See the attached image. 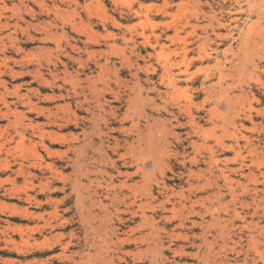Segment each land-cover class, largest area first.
<instances>
[{
	"label": "rangeland",
	"instance_id": "1",
	"mask_svg": "<svg viewBox=\"0 0 264 264\" xmlns=\"http://www.w3.org/2000/svg\"><path fill=\"white\" fill-rule=\"evenodd\" d=\"M248 1L250 0H242L241 7L245 9ZM5 2L7 7L11 8L15 5L19 9L24 19V23L19 22V25L23 29L29 23L35 25L38 22H49L54 19L44 14H38L39 9L31 0H5ZM74 2L77 3V6L72 4ZM45 3L47 6L55 3L60 8L56 18V24L59 27L69 20L72 21V19L76 23L90 21L93 31L97 35V46L91 47V50L95 52L93 56L82 54L83 72L87 76H90L91 73L95 75L98 70L94 66V62L97 60L103 62L107 58L114 67L105 74V79L109 80L114 89H116L115 83H119L121 95L130 94L129 89H133V84L137 81L130 73L134 70L129 67L135 63L140 65L142 69L144 68L138 73V80L143 90L149 91L150 98H156V94L150 92L152 83L158 90H164L156 82L162 72V67L174 61L172 50L177 45L172 43L171 40L174 35L172 21L179 23V35L188 42L196 40L197 36H200V38L208 37V41L204 45L205 52L211 53V50L216 49L217 54L215 55V52H212V57L206 62L194 64L191 67L190 73L195 74L198 79L193 88L198 89L200 81L203 80L205 73H208L212 74V76L205 80V87L209 91L219 92V88L216 85L219 82L217 72L222 69L223 77L220 84L224 92L223 95L233 102L239 101L240 105L238 103L234 104L236 110L232 109L230 111L226 103L221 102L217 110L212 114L213 122H209L207 112L213 104L204 103V109L199 114L202 118L200 125L203 130L198 138H192V140H197L201 146L198 150H195L185 144V153L188 154L190 159L195 157L196 163L188 162V159H186L184 160V165L181 163V158L174 155L176 151H183L175 140H171L168 152H163L162 146H158V149H156V143L160 142L162 145V125L167 123L169 116L165 113L157 114L151 112L150 106L145 105L140 112L144 110L145 114L150 117L151 123H156L151 130L154 150L150 155L153 158H161L164 164L151 169L149 158H147L148 160L145 159L147 156L144 155L147 175L144 181H142L141 175L136 177L134 181L140 183L142 200L145 199V189H150L151 191V203L154 208L147 210V214L153 216L156 229L155 235L157 236V238L154 237L153 241L158 242V250L163 254L162 261L165 264H173L175 262L178 264H202L201 257L208 250L205 245H202L201 238L203 235H205L209 243L214 242L213 238L216 237V245H213L212 249L216 251L217 261L223 264H262L259 255L261 252L263 253L264 261V93L260 90L257 80L264 81V73L262 72L264 69V53H256V48L251 41L256 39L259 27L253 26L247 35L249 37V44L247 45L249 49L248 58L242 51H237L239 41H236L240 38V34L243 37L246 30L245 25L248 26L256 22L257 18L255 15H247L245 13L238 17H241L238 22L234 23L235 16L227 15L226 13L231 4L226 3L223 6V10H221L218 6L219 0H46ZM21 4L28 6V11H30H27L28 14ZM32 11L35 14V18H31ZM212 13H215L222 23L227 20L230 28H217L216 23L210 26L208 18H210ZM9 15L10 13L6 12L5 17ZM220 15L223 16V19H221ZM101 19H106V27L103 26ZM5 20L3 19L2 21L4 22ZM144 20L147 25H144ZM231 20L233 21L231 22ZM14 21H8L10 27L0 32V41L3 42L2 45L0 42V60L7 58L6 64L8 65L5 69L0 67V73H2V75L0 74V81L3 82V85L0 84V93L3 92L4 88L8 89L9 93L18 88L20 95L26 93L27 90H33L31 101L42 109L54 110L56 106L63 105L66 102L70 104L73 111H76L75 100L69 97H65L64 100L59 98L60 95L66 96L68 93L70 96L73 95L70 83L64 84L57 79V76L53 77L51 75L53 63L56 64L57 72L56 59L59 57V51L56 50L55 44L52 41L44 40V34L33 32L32 30H29L32 39L28 38L20 30H17L15 34L11 33L13 31L11 25ZM113 21L119 23L121 28H116L112 24ZM186 22H189V25ZM192 24L199 25V28L192 29L190 27ZM106 30L118 36L115 39L116 48L114 50L106 45L107 41L103 38ZM229 30L232 31L233 39L223 38L229 33ZM66 31L69 33V37L78 39V45L82 48L85 37L69 32L67 29ZM8 32L12 34L11 36L15 38V41L12 40V42L7 37V39L5 38ZM57 32L59 31L57 30ZM142 32L148 35L149 33L158 35L161 46L150 47L145 45L141 36ZM124 37L127 39L134 38L135 44L130 43L135 46L133 47L129 43L127 48H125ZM61 46L64 47L63 41ZM229 46L233 53L230 54L229 52L224 58L222 52ZM70 55L78 57L75 53H70ZM61 60L66 64V70L69 74L75 76V70H77L80 73L79 78L81 80L84 79L82 70L76 63L68 62L64 58H61ZM145 67L154 68L156 73L148 74L145 71ZM36 68H39L48 84H40V81H36L32 77L30 73ZM10 69L12 73H10ZM62 69L63 67L58 66V75L60 77ZM67 79L69 80L68 77ZM146 79H150L149 82ZM145 90L143 96H145ZM205 95H207L206 91L202 92L198 98L194 99V102L196 104L202 103ZM6 98L7 103L10 104V109L13 110L16 107V110L27 115L28 119L34 120L38 117L39 119H35V121L43 122L46 120L42 117L43 115H36L34 112L30 113L28 107L23 104L25 101L22 102V100L11 94ZM48 98H53V100L51 101ZM105 99L109 102L112 101L108 95ZM156 102L164 106L167 105L169 108L171 106V101L167 97H164L162 101L156 100ZM11 103H14L15 107ZM112 106L119 108V116L124 113L123 101L119 104L112 103ZM0 111V127H5L8 120L5 108L1 102ZM77 114L79 116L77 123H71L63 130L57 129L56 123L50 129L56 133H61L63 136L70 137L72 134L80 132L81 129L87 128L89 124L84 117L88 116L80 112H77ZM129 124L128 121L120 123L119 118H116L110 121L109 126L111 125L110 127L114 129H117L120 125L128 128ZM140 127L143 133L146 134L147 129L143 115L140 116ZM9 132L13 134L15 141H17L18 137L12 129H9ZM174 133L182 135L184 131L174 130ZM114 136H117V134L114 133ZM222 145L233 146L234 150L224 149ZM251 147L253 148L251 149ZM53 148L57 150V146ZM64 150V147L61 148V151ZM213 151H215V154L210 162L209 158H211ZM15 153V156L21 154L19 150H15ZM15 169V167H12L11 171ZM126 170L134 171L129 167L122 169V172ZM189 170L199 175V177L191 175ZM70 171V165H67L66 169L63 170L67 175L71 173ZM8 172L5 174L0 170V205H4L0 207V226L2 227H0V264H75L80 253H85L88 248L84 241L86 238L85 223L82 217L80 218L76 195L71 192L68 182L63 184L55 179L52 181L51 187L43 192H39L38 188H35L29 194L37 196V201L27 202L24 199V190H21L23 189V179L18 178L16 183L18 190L21 187L20 192H16V188L11 191V186L2 181L7 175L11 174L10 171ZM252 177H255L257 181L251 180ZM122 179V177L118 176L116 180L120 181ZM35 183L37 184V182ZM163 188L168 190L167 195L173 193L171 203L179 200L177 195L181 191L184 197L188 199L184 201L185 208L189 209L192 206L195 214L187 215L185 211L183 218L179 217L178 220L177 218L173 219L169 211H162L160 204L166 197ZM18 198L21 199L19 200ZM7 202L11 205H8ZM13 205L16 210L12 207ZM24 206L33 211L34 216H30V218L20 213L19 209ZM53 207H55L54 210ZM166 208L167 210L172 209L171 204L166 205ZM175 209L179 211V205L176 204ZM11 211L12 213L16 212L12 214ZM233 212L238 214V217H235ZM57 216L59 217L58 229ZM165 216L172 218L170 221H165L162 219ZM124 218L128 219L129 216H124ZM138 221L139 219L136 220V222ZM181 221L185 225L180 226ZM47 222L51 223L53 228L48 227L46 225ZM127 225L134 226L135 223L128 221ZM8 228L11 230H8ZM33 228L36 230L32 233L36 242L30 241L26 243V237ZM250 236L254 238L253 242H250ZM45 239L50 240L47 244H42V246L41 242ZM50 241L52 242L50 243ZM178 246L184 247L183 254L173 253V250L178 248ZM138 247L143 251L146 249V245L138 244ZM16 250L19 251L16 252ZM128 250H135V247L131 245ZM148 263L149 259L146 256H143L140 262H130V264Z\"/></svg>",
	"mask_w": 264,
	"mask_h": 264
},
{
	"label": "bare ground",
	"instance_id": "2",
	"mask_svg": "<svg viewBox=\"0 0 264 264\" xmlns=\"http://www.w3.org/2000/svg\"><path fill=\"white\" fill-rule=\"evenodd\" d=\"M31 1H33V3L38 7V14H44L49 18L53 17V21L38 22L35 25H31L29 23L30 25H26L23 29L19 25V22L24 23V19L19 9H17L15 5H13L11 8L7 7L5 0H0V32L10 27L8 21L15 20L11 25V28L13 29L11 33L15 34L17 30H20L24 35L32 39L29 34V30H32L33 32H40L44 34V40L52 41L55 44L56 50L59 51V57L56 59L57 72L56 64L53 63L51 75L53 77L57 76V79H59L64 84L68 82L70 83L73 95L70 96L68 93L66 96L60 95L59 98L64 100L65 97H69L75 100L76 111H73L70 104L66 102L63 105L56 106L54 110H45L32 103L31 94L34 92L33 90H27L26 93L20 95L18 88L9 93L8 89L3 87L4 90L0 93V102L5 108V114L7 116L8 123L5 127H0V170L5 174L10 171L11 174L7 175L2 181L4 183H8L9 186H11L10 190L12 191L15 190L14 188L17 186V179H23V189L20 187L19 190H24V199H26L27 202L37 201V196L29 194V192L34 191L35 188H38L39 192H43L51 187L52 181L55 179H57V182H62L63 184H67L68 182L71 192L75 193L76 195V203L80 209V218L82 217V220L85 223L86 238L84 241L88 248L85 253H80L78 261H76L75 264H130L132 261L140 262L143 259V256H146L149 259L148 264H165V262L162 261L163 254H161V251L158 250V242L155 240L153 241L154 237L157 238L155 235L156 229L154 226L153 216L147 214V210L154 208L152 207L151 203V191L150 189H145V199L142 200L143 196L141 195V187L139 185L140 183L134 181V179L140 175L142 181H144L147 175L145 171L146 160H144V155L147 156L145 159L149 158V166L151 169L157 168L164 164L161 158H153L150 155V153L154 150L151 130L152 126L156 125V123H151V119L145 114V111L142 110V112H140V110L145 105H148L150 106L151 112H155L157 114L165 113L169 116L167 123H163L162 125V145L160 142L156 143V145L154 144L156 149H158V146H162L161 149H163V152H168L170 147L169 145H171V140H175L176 144L183 149L182 152L176 151V153H174L175 157H180L181 163L183 165L184 160L186 159H188V162L196 163L195 157L190 159L188 154L185 153V144L187 147H192L195 150H198L201 146L197 140H192V138H198L203 130L202 126L200 125L202 118L199 116V114L204 109V103L213 104V106L208 109L207 112L209 122H213L212 114L217 110L221 102L226 103V106L230 111L232 109L236 110L234 104H239V101L233 102L231 99L223 95L224 92L222 91L220 84V81L223 77L222 69H219L217 72L219 82L216 85L219 88V92H214V90L209 91L208 88L205 87V80L212 76V74L208 73H205L203 80L200 81V87L198 89L193 88V85L196 83V81H198V79L195 77V74L190 73L191 67L194 64H202L203 62H206L212 57V52H215L216 55V49L211 50V53L205 52L204 45L208 41V37L200 38V36H197L196 40L194 39L192 42H188L186 39L181 38L178 32L180 27L179 23L172 21L174 35L171 37V40L172 43L177 45L172 50V53L174 54V61L162 67V72L158 77V81L156 82L157 85L163 87L164 90H158L154 86V83H152L150 92L156 94L157 99L150 98L149 91L145 89V96H143L144 90L140 85V81L138 80V73L144 68L142 69L140 65L135 63L128 66L134 70L130 73L131 76L137 81H135L133 84V89H129L130 94L121 95L119 83H115L116 89H114L112 88L109 80L105 79V74L109 72V69L114 67V65H112L107 58H105L103 62L100 60L94 62V66L98 70L95 75L91 73L90 76H87L83 72L84 66L81 59L82 54L93 56L95 52L91 50V47L97 46V35L96 32L93 31L90 21L85 23H76L72 19V21L69 20L64 24H61V27H59L56 24V18L58 12H60V8L57 7L55 3L47 6L45 3L46 0ZM241 2L242 0H219L218 6L221 10H223V6L226 3L231 4L226 13L227 15L235 16L234 21L231 20V22L233 21L234 23L238 22L241 18L238 17L245 13H247V15L254 14L257 18L255 23L244 26L246 30L244 31L245 33L243 34V37L242 34H240V38L236 40L239 41V44H237V51H242L248 58L249 49L247 45L249 44V37L247 35L252 30L253 26L259 27V31L256 33V39L250 40L252 41L253 46L256 48V53H264V1L250 0L246 3L245 9L241 7ZM72 4L77 6V3L75 2ZM21 6L24 7L26 12L28 11V6L23 4H21ZM6 12L10 13L8 17H5ZM31 15V18H35L33 11ZM220 17L223 19V16L220 15ZM3 19L6 20L3 22ZM145 20L147 21V19ZM101 22L103 23V26L106 27V19H101ZM208 22L210 26H212L213 23H216L217 28H230V24H227V20H224L225 23L220 22L215 13L211 14L210 18H208ZM112 24L118 29L121 28L120 24L116 23V21H113ZM186 24L189 25V22H186ZM144 25H147V22H145ZM82 27L83 29H81ZM190 27L195 29L199 28V25L192 24ZM66 29L69 30V32L77 34L78 36L80 34L83 35L82 37H85L82 48L78 45V39L76 40L69 37V33L66 31ZM57 30L59 32H57ZM228 32L229 33L223 38L233 39L231 35L232 31L229 30ZM11 35L12 34H9L8 32L5 38L7 37L9 40L15 41V38H12ZM141 36L143 37L142 39L144 40L145 45H149L150 47L161 46L159 44L160 37L158 35H155L154 33H149L148 35L142 32ZM116 37H118L116 34H113V32L108 30H106V34L103 37L107 41L106 45L113 50L116 48ZM129 37L131 36L129 35ZM217 37L221 38L220 36ZM123 39L126 46L125 48H127V45L130 42L135 44L134 38L127 39L124 37ZM62 41L64 42V47L61 46ZM109 41L111 42L109 43ZM2 44L3 42H1V45ZM133 44L131 45L134 47L135 45ZM229 52L230 54L233 53L230 49V46L225 49L224 52H222L223 57L226 58L225 56H227ZM70 53H75L78 57L70 55ZM61 58H64L68 62L76 63L82 70L84 79L81 80L79 78L80 73L77 70H75V76L69 74L66 70V64L61 60ZM6 59L0 60V67H3L4 69L8 67L6 64ZM58 66L63 67L60 72L61 77L58 75ZM9 71L12 73L11 69ZM145 71L148 74L156 73V70L152 67H145ZM262 72L264 73V69ZM0 74L2 75V73ZM30 74L36 81H40V84L47 83L43 78L39 68L34 69ZM149 80L150 79H146L148 82ZM2 83L3 82L0 81V84ZM257 84L259 85L260 90H262L264 93V81L257 80ZM204 91H206L207 95H205L203 102L196 104L194 99L198 98L199 95ZM9 94L14 95L17 99L22 100V102L25 101L23 104L28 107L30 113L34 112L36 115H43L42 117H44L46 120L43 122H38L37 120L35 121V119H39L38 117H36L34 120L28 119L26 117L27 115L16 110L14 103H11V105H13L15 108L13 110L10 109V104L7 103L6 100V97H8ZM107 95L111 97L112 101L109 102L107 99H105ZM164 97H167L171 101L170 108L167 105L164 106L162 104H157L156 100L162 101ZM48 99L47 101L53 100V98H50L49 100ZM122 101L124 102V113L120 114L121 116H119V108L112 106V103L119 104ZM77 112L85 113L88 116L84 117V119H86L89 124L87 128L81 129L80 132L72 134L70 137L63 136L61 133H56L50 129V127L56 123L57 129L59 130L66 129L71 123H77L79 118ZM142 115L144 116V123L147 129L146 134L143 133L140 127V116ZM2 116L4 115L2 114ZM116 118H119L120 123L128 121L130 123L129 127L126 128L125 126L120 125L117 129L111 128V125L109 126L110 121L115 120ZM9 129H12L14 134L18 137L17 141H15L13 134L9 132ZM174 130H182L184 133L179 135L174 133ZM114 133H116L117 136H114ZM55 146H57V150L53 148ZM222 146L224 149L234 150L233 146ZM63 147L65 150L61 151V148ZM252 148L253 147H251V149ZM15 150H19L21 154L19 156H15ZM214 154L215 151L211 153V158H209L210 162L213 160L212 158ZM67 165H70L71 167V173L68 175L63 172ZM12 167H15L16 169L11 171ZM129 167L134 171L126 170L122 172V169ZM189 173L199 177V175L194 174V172L191 170H189ZM12 174L14 175L12 176ZM118 176L122 177L123 179L117 181L116 179ZM251 180H254L255 182L257 181L255 177H252ZM35 182H37V184ZM19 190L16 188L15 191L20 192L21 190ZM167 192L168 190H165L166 197L160 204L162 211H169L172 214L173 219H178L179 217L183 218L185 211L187 212V215L195 214L192 206L189 209L185 208L184 201L187 198L184 197L181 191L180 194L177 195L179 200L175 203H171L173 193L167 195ZM9 204L10 203H8V205ZM170 204L172 209L167 210L166 205ZM176 204L180 207L179 211H176L177 209H175ZM1 206L2 205H0V207ZM12 207L14 208V205ZM54 208L55 207H53V210ZM14 209L16 210V208ZM19 211L27 217H30L34 214L33 211L29 210V208L25 206L21 207ZM41 214L43 213L41 212ZM127 215L129 218H124V216ZM237 215L238 214L234 213L235 217ZM172 217L165 216L162 217V219L165 221H170ZM58 219L59 217L57 216V229ZM138 219L139 221L136 222ZM186 219L188 218L186 217ZM128 221L135 223V225L126 226ZM183 224L184 223L181 221L180 226H183ZM46 225L50 228H53V225L49 222H47ZM8 230L11 229L8 228ZM34 231L36 230L33 228L30 231L31 233L27 235L25 240L26 243H29L30 241H33L34 243L36 242V239L32 234ZM213 239L214 242L209 243L205 235H203L201 238L202 245H205L208 248L206 253L201 257L202 264H223L222 262L217 261L216 251L212 249L213 245H216V237ZM49 240L45 239L43 242H41V245L47 244ZM253 241L254 238L250 236V242ZM51 242L52 241H50V243ZM16 244L18 245V243ZM138 244L146 245V249L143 251L140 247H138ZM131 245L135 247V250H128ZM42 249L44 248L42 247ZM18 251L19 250H16V252ZM173 253L183 254L184 247L178 246V248L173 250ZM259 257L261 263L264 264L262 252ZM173 264L178 263L175 262Z\"/></svg>",
	"mask_w": 264,
	"mask_h": 264
}]
</instances>
